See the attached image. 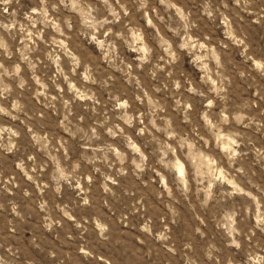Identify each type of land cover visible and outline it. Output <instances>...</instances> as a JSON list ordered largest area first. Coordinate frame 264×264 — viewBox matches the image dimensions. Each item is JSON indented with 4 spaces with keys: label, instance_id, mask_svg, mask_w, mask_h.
Wrapping results in <instances>:
<instances>
[{
    "label": "rangeland",
    "instance_id": "obj_1",
    "mask_svg": "<svg viewBox=\"0 0 264 264\" xmlns=\"http://www.w3.org/2000/svg\"><path fill=\"white\" fill-rule=\"evenodd\" d=\"M0 264H264V0H0Z\"/></svg>",
    "mask_w": 264,
    "mask_h": 264
},
{
    "label": "bare ground",
    "instance_id": "obj_2",
    "mask_svg": "<svg viewBox=\"0 0 264 264\" xmlns=\"http://www.w3.org/2000/svg\"><path fill=\"white\" fill-rule=\"evenodd\" d=\"M178 170L180 171V173H183V168L181 166L178 167Z\"/></svg>",
    "mask_w": 264,
    "mask_h": 264
}]
</instances>
